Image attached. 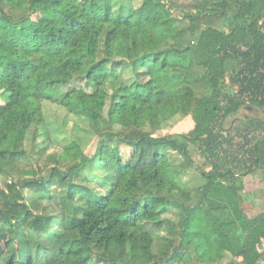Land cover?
I'll return each instance as SVG.
<instances>
[{"label":"trees","instance_id":"1","mask_svg":"<svg viewBox=\"0 0 264 264\" xmlns=\"http://www.w3.org/2000/svg\"><path fill=\"white\" fill-rule=\"evenodd\" d=\"M192 2L0 0V264H182L192 248L263 261L242 181L264 180V118L237 116L264 112V0ZM46 101L89 125L95 152L72 140L22 176L28 141L41 155L54 142ZM179 117L190 133L155 137ZM193 150L195 192L171 163Z\"/></svg>","mask_w":264,"mask_h":264},{"label":"rangeland","instance_id":"2","mask_svg":"<svg viewBox=\"0 0 264 264\" xmlns=\"http://www.w3.org/2000/svg\"><path fill=\"white\" fill-rule=\"evenodd\" d=\"M142 0H137V3H133L131 0H120L126 8L131 11L134 6L140 5ZM180 5L186 7L190 6L192 0H175ZM174 14H176L174 12ZM177 15V14H176ZM220 29H225L223 25L219 26ZM68 89L65 88L64 91ZM3 101L0 98V104ZM44 113L50 132L53 135V141L46 149V152L41 155L39 151L32 153V140L27 143L26 150L28 152L27 158L25 157L21 164L23 168V175L26 177L39 176L47 174L53 163L49 159L50 155L57 154L61 147H65L72 143V140L80 141V145L76 148L77 156L80 158L92 157L95 152L97 144V136L91 133L89 125L73 115H70L67 110L62 108L56 103L49 101L44 102ZM238 118L251 119V118H264V112L257 108H244L238 114ZM194 122L191 117H179L173 121L167 123L159 132L155 134V137H174L178 135L188 134L193 130ZM42 139L38 140V144L41 145ZM193 164H187L183 158L177 153L171 154V163L173 169L177 175L178 183H180L186 190L195 192L199 187L204 184L199 171L206 169L203 159L194 150ZM243 184V203L242 209L248 218H254L260 213L264 212V180L261 174L249 175L242 181ZM5 180L0 177V188H4ZM26 196L31 198V193L26 191ZM33 197V196H32ZM37 197V196H35ZM34 198V197H33ZM47 210H52L54 207L51 204H45ZM150 213H155V208L149 210ZM170 218L175 220L174 216ZM203 253V250L196 251V248L189 250L186 258L182 261V264H231L233 258L230 255H226L222 261L208 262L206 260H199L198 256ZM237 264H240L239 259L234 260ZM260 264H264V259Z\"/></svg>","mask_w":264,"mask_h":264}]
</instances>
